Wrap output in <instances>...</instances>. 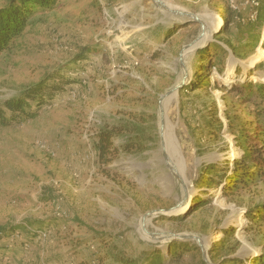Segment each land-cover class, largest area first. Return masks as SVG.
Listing matches in <instances>:
<instances>
[{
    "label": "rangeland",
    "instance_id": "1",
    "mask_svg": "<svg viewBox=\"0 0 264 264\" xmlns=\"http://www.w3.org/2000/svg\"><path fill=\"white\" fill-rule=\"evenodd\" d=\"M163 1L204 16L210 31L185 57L193 77L168 108L186 189L195 193L190 204L172 212L185 188L154 154L160 97L184 75L180 52L202 24L155 0H57L0 53V100L46 81L64 87L41 106L31 101L34 117L0 126V264H79L110 249L139 263L159 251L164 264H208L190 235L205 248L211 240L212 264L264 256V166L237 185L233 177L245 147L252 164L264 160V0ZM225 4L243 23L257 22L228 27ZM121 121L142 129V149L126 152L114 135L102 156L99 130ZM210 164L220 170L208 171ZM151 210L148 231L170 237L165 242L139 231ZM26 219L33 231L5 236ZM41 226L47 233L34 235Z\"/></svg>",
    "mask_w": 264,
    "mask_h": 264
},
{
    "label": "trees",
    "instance_id": "2",
    "mask_svg": "<svg viewBox=\"0 0 264 264\" xmlns=\"http://www.w3.org/2000/svg\"><path fill=\"white\" fill-rule=\"evenodd\" d=\"M57 7V0H0V53L8 51L11 48V44L14 38L21 35L26 23L29 18L37 12L52 11ZM225 10L228 11L225 19V24L229 27L231 24H236L238 28L240 26L254 25L257 21L250 22L247 20L246 23L241 21L239 14L241 11H234L228 5H224ZM202 51V50H200ZM203 53L205 50L202 51ZM158 53H154L153 56H157ZM79 58H85L81 55ZM64 87L59 83H47L44 82L38 86L27 88L22 92L20 96L12 97L9 99L0 100V126H8L11 122H21L28 118L34 117L35 110L30 106L31 101H35L38 106L43 105L46 101L50 100L55 96V93L62 91ZM260 92H264V84L260 85ZM7 111L11 113V116H7ZM121 125H116L113 127L104 126L98 132V137L100 139V151L102 156L111 150L113 146L112 138L114 135L122 136L123 141L126 144L123 145V149L126 152H134L135 150L142 149L141 137H143L144 132L141 128H138L133 122L121 121ZM130 125H133L131 127ZM133 128L136 133H133ZM141 129V130H138ZM252 152L245 147V154L241 159L235 160V173L233 177L236 179V184L239 180L249 179L253 176L255 172L251 170L252 166H260L259 170H262L264 166V160L259 159L255 163L250 162ZM263 165V166H262ZM219 171L220 168L217 164H210L207 168L208 171L211 170ZM226 175V172H225ZM251 179V178H250ZM209 181H214L213 177L209 178ZM264 218V217H263ZM32 224L28 219L24 223L15 224L5 236L9 237L12 230L22 228L24 230L26 227L29 230ZM44 225V222H43ZM50 227V226H48ZM43 229L41 226L39 230L34 231V235L38 234L39 231ZM33 231V230H32ZM177 243L175 244V246ZM181 246V244H179ZM178 246V247H179ZM160 252H153L146 256V260L139 263V260L135 258H127L123 254L117 253L114 250H107V256H101L95 253L92 258V262L95 264H164L162 261V256ZM91 259L84 260L79 264H92ZM257 264H264V256L256 257ZM203 263V262H202Z\"/></svg>",
    "mask_w": 264,
    "mask_h": 264
},
{
    "label": "bare ground",
    "instance_id": "3",
    "mask_svg": "<svg viewBox=\"0 0 264 264\" xmlns=\"http://www.w3.org/2000/svg\"><path fill=\"white\" fill-rule=\"evenodd\" d=\"M155 2L161 4L162 6H164L166 8H168L171 12L176 13L177 15L179 14V15H182V16H187V17L189 16V15H187L189 12L174 10L175 8H181L179 5H175V4H173V3L169 2V1L166 2V1H163V0H155ZM159 7L161 8V6H159ZM179 12H182V14L179 13ZM190 14H192V13H190ZM199 18L203 22V24L205 25L204 35L201 37V39L199 41L193 43L192 45H190L189 47H187L184 50V54H183L184 55V59H185L186 56L191 54L194 51V49L197 48V46L201 42H204L206 39L208 40V38L210 37V31L207 28L206 22L204 21V16H199ZM217 23H215V24L217 25ZM232 69H234V68H232ZM189 72H190V76H189V79L187 80L188 82H190V80L193 77L192 74H191V72H192L191 69L189 70ZM262 77H264V76H262ZM178 83H179V81L176 82V84L171 89H169L170 94L164 96L162 101H161V107L162 108L160 110V114L162 113V115H163L162 116L163 127H162V129L159 132H160V137H161V140H162V144H161V147L159 148V151L157 150L158 153H156V152H155V154H154V152H151V153H153L154 155L157 154V156H158L159 153L163 154L164 163L167 164V168L170 169V171H169V173H167V175L170 176V177L171 176L176 177L175 180H176V182L179 185L181 184L180 183V181H181L182 185L185 188V192H186V190H187L186 189V184H187L186 180L187 179L185 177V162H184V158L182 156V153L180 152V148H179V145H178V143H177V141L175 139L174 134L169 129V125L170 124L168 123L169 122L168 108L179 97V91L177 92L176 89H173V88H175L177 86ZM151 162H153V161H151ZM155 164H157V163H154V165ZM183 186H182V188H183ZM190 195H191V193L188 192L187 193V197L184 198L185 197V193H184V197L183 198L181 197V199H180L181 200V204L178 206V208H176V210H174L172 212H179L181 210H184L186 204L188 203L187 200L189 199ZM169 213L170 212H167L166 214H169ZM149 222H150V219H147L145 221L141 220L139 222L138 228H139V231H140L141 235L143 236V238H146L147 240H151V241L162 240L163 242H165L167 239L170 238L168 236H160L157 233L155 235H151V232L148 231ZM201 241L203 242V245H204V240L201 239Z\"/></svg>",
    "mask_w": 264,
    "mask_h": 264
},
{
    "label": "water",
    "instance_id": "4",
    "mask_svg": "<svg viewBox=\"0 0 264 264\" xmlns=\"http://www.w3.org/2000/svg\"><path fill=\"white\" fill-rule=\"evenodd\" d=\"M179 13H181L182 14V12H179ZM187 15H189L187 18L188 19H192V20H195V21H199L201 24H202V32L191 42V43H189L188 45H185L183 48H182V50H181V52H180V56H179V62H180V65H181V67L183 68V70H184V75L182 76V78L180 79V81H179V83L177 84V86L175 87V88H173V89H176V91L178 92L180 89H182V88H184L185 87V85L188 83V79H189V76H190V72L188 71V70H186V66H185V61H184V50L187 48V47H189L190 45H192L193 43H195V42H197V41H199L200 39H201V37L204 35V29H205V25L203 24V22L200 20V18L198 17V16H195V15H192V14H190V13H188ZM228 69V68H227ZM244 75H245V77H247V73H243ZM236 80V78H234V81ZM256 82V81H255ZM258 82V81H257ZM172 89V90H173ZM168 94H170V91L168 90V91H166L164 94H162L161 95V97H160V110H161V101H162V99H163V97L164 96H166V95H168ZM162 113L160 114V130L162 129V127H163V120H162ZM161 144H162V140H161ZM161 147V146H160ZM159 147V148H160ZM140 179H143V178H140ZM187 193H188V191L186 190V192H185V197L184 198H186L187 197ZM194 195H195V193H192L191 195H190V197H189V199L187 200L188 201V203L186 204V206H185V209L188 207V205L190 204V202H191V200L193 199V197H194ZM181 204V201H179V203H178V205H177V208H178V206ZM157 210H151V211H148L147 213H145L143 216H142V221H145L146 220V217L148 216V215H151V214H153L154 212H156ZM166 211H169V210H164V209H161L159 212H166ZM165 215H167V214H165ZM168 216V215H167ZM156 233H154V232H151V235H155ZM191 237L193 236L194 238H196V240H197V242H198V246L201 248V252H202V257H203V260L204 261H206L208 264H212L210 261H209V259H208V251L210 250V248H211V246H212V242H211V240H210V245L207 247V248H205L204 247V245H203V242L201 241V239H202V237H200V236H198V235H190ZM212 236V234L211 235H209V236H206V238H208L209 239V237H211ZM187 237H189V235H178V236H176V238L177 239H179V240H185V239H187ZM211 239V238H210Z\"/></svg>",
    "mask_w": 264,
    "mask_h": 264
},
{
    "label": "built area",
    "instance_id": "5",
    "mask_svg": "<svg viewBox=\"0 0 264 264\" xmlns=\"http://www.w3.org/2000/svg\"><path fill=\"white\" fill-rule=\"evenodd\" d=\"M252 2L254 3L255 0H252ZM233 7L238 8V6H234V5H233ZM41 232H42V234H43V233H44V234L47 233V232H43V230H40V231H39V233H41ZM92 264H95V262L93 261Z\"/></svg>",
    "mask_w": 264,
    "mask_h": 264
}]
</instances>
